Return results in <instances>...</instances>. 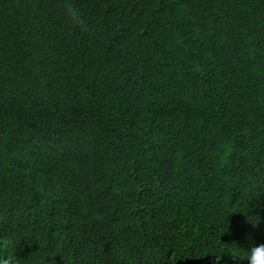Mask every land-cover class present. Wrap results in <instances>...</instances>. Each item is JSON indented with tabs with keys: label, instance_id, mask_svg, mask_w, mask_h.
Instances as JSON below:
<instances>
[{
	"label": "trees",
	"instance_id": "1",
	"mask_svg": "<svg viewBox=\"0 0 264 264\" xmlns=\"http://www.w3.org/2000/svg\"><path fill=\"white\" fill-rule=\"evenodd\" d=\"M246 237L264 0H0V258L242 264Z\"/></svg>",
	"mask_w": 264,
	"mask_h": 264
},
{
	"label": "clouds",
	"instance_id": "2",
	"mask_svg": "<svg viewBox=\"0 0 264 264\" xmlns=\"http://www.w3.org/2000/svg\"><path fill=\"white\" fill-rule=\"evenodd\" d=\"M67 15L73 20V21H79L80 20V13L79 11L74 8L72 5L67 6ZM231 170L228 169L225 172V177L230 178L232 174H230ZM250 222L255 225L258 223V220L255 218L254 220H250ZM247 241L246 247H237V249L240 250L237 255H234L233 257L239 258L241 255L243 256L242 264H264V244H255L251 242V239L249 237L245 238ZM50 256H44L42 257L41 264H45V258ZM223 261V260H221ZM20 261H17L14 259L9 258H0V264H19ZM191 264H204L203 260L200 259L199 261L193 262ZM206 264H212L210 261L206 262ZM218 264V263H217ZM224 264V263H222Z\"/></svg>",
	"mask_w": 264,
	"mask_h": 264
}]
</instances>
